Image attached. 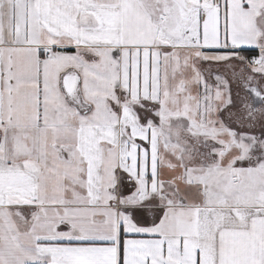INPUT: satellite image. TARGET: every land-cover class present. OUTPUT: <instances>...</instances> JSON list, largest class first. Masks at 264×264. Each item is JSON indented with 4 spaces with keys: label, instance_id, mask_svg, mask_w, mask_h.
<instances>
[{
    "label": "snow or ice",
    "instance_id": "1",
    "mask_svg": "<svg viewBox=\"0 0 264 264\" xmlns=\"http://www.w3.org/2000/svg\"><path fill=\"white\" fill-rule=\"evenodd\" d=\"M0 264H264V0H0Z\"/></svg>",
    "mask_w": 264,
    "mask_h": 264
},
{
    "label": "crops",
    "instance_id": "2",
    "mask_svg": "<svg viewBox=\"0 0 264 264\" xmlns=\"http://www.w3.org/2000/svg\"><path fill=\"white\" fill-rule=\"evenodd\" d=\"M243 54L246 55V56L251 57V56L257 55L258 53L255 52V51H252L251 49H249V50H246L245 52H243Z\"/></svg>",
    "mask_w": 264,
    "mask_h": 264
}]
</instances>
